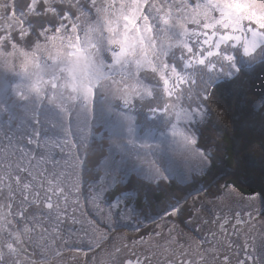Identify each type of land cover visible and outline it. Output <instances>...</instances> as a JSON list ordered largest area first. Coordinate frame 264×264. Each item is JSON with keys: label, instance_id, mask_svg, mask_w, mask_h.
<instances>
[{"label": "snow or ice", "instance_id": "obj_1", "mask_svg": "<svg viewBox=\"0 0 264 264\" xmlns=\"http://www.w3.org/2000/svg\"><path fill=\"white\" fill-rule=\"evenodd\" d=\"M257 69L264 0H0V264H264V92L201 143Z\"/></svg>", "mask_w": 264, "mask_h": 264}, {"label": "trees", "instance_id": "obj_2", "mask_svg": "<svg viewBox=\"0 0 264 264\" xmlns=\"http://www.w3.org/2000/svg\"><path fill=\"white\" fill-rule=\"evenodd\" d=\"M26 0H17L18 5L23 6ZM264 92V79H261V71L257 69L255 78L250 82L246 93L241 97L242 100L247 101L248 104L241 103L236 97L226 98L221 107L224 109V115L218 116L219 129H209L204 131L201 143L211 145L212 141L222 145L223 159L226 167L231 168L236 155L237 142L241 137H244L247 145L248 140L256 141L259 145L261 140V132L259 126L253 128L249 127V114L253 111L252 104L259 99V94ZM264 110V105L256 108L259 112ZM255 142V143H256ZM252 149L259 155V147L253 144ZM106 147V143H105ZM106 155V153H104ZM214 175L219 176L220 173L214 170ZM224 179L230 183H235L241 191L251 192L257 191L264 185V171L261 170L259 162L255 164H246L242 169L235 171V174L226 176ZM207 183L208 177L203 178ZM223 183V181H221ZM170 191H176L173 186ZM159 198H163V193H158Z\"/></svg>", "mask_w": 264, "mask_h": 264}, {"label": "rangeland", "instance_id": "obj_3", "mask_svg": "<svg viewBox=\"0 0 264 264\" xmlns=\"http://www.w3.org/2000/svg\"><path fill=\"white\" fill-rule=\"evenodd\" d=\"M248 142H249V146H250V147H252L251 144H253L255 147H259V145L257 144L256 141H250V139H249ZM255 142H256V143H255ZM104 143H106V146H107V141H105ZM105 153H106V152H105ZM106 154H107V153H106Z\"/></svg>", "mask_w": 264, "mask_h": 264}, {"label": "flooded vegetation", "instance_id": "obj_4", "mask_svg": "<svg viewBox=\"0 0 264 264\" xmlns=\"http://www.w3.org/2000/svg\"><path fill=\"white\" fill-rule=\"evenodd\" d=\"M96 178L99 179L98 176H97ZM107 195H108L109 198H111V197L114 195V193L111 192V191H109V192L107 193ZM120 231H121V232H125L126 230H125V229H120ZM128 234H130V233H128Z\"/></svg>", "mask_w": 264, "mask_h": 264}]
</instances>
